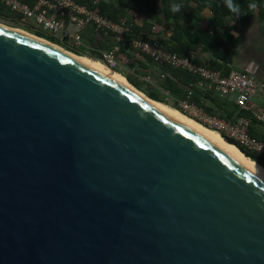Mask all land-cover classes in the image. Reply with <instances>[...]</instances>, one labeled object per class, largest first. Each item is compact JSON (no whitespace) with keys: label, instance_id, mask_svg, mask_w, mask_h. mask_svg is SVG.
I'll return each mask as SVG.
<instances>
[{"label":"water","instance_id":"95a60500","mask_svg":"<svg viewBox=\"0 0 264 264\" xmlns=\"http://www.w3.org/2000/svg\"><path fill=\"white\" fill-rule=\"evenodd\" d=\"M0 23V264H264L262 179L136 93Z\"/></svg>","mask_w":264,"mask_h":264},{"label":"built area","instance_id":"2783aa9c","mask_svg":"<svg viewBox=\"0 0 264 264\" xmlns=\"http://www.w3.org/2000/svg\"><path fill=\"white\" fill-rule=\"evenodd\" d=\"M6 9L15 13L14 23L34 27L59 41L70 51L83 50L88 55L101 58L105 65L115 70L119 66L117 54L119 46L112 50L100 51L87 45L84 31L93 28L95 31L107 33L120 39L127 46L140 54L149 57L161 66L182 69L199 78L198 87L213 92L214 96L235 104L239 110L249 113L252 118L264 125V106H260L255 98L264 97V82L257 76L232 70L224 75L221 71L197 63L192 56H182L170 51L157 39H148L134 34V25L123 18L115 21L102 14L99 7H90L76 0H36L33 5L22 0H0ZM85 48V49H84ZM97 55L94 56L93 54ZM116 71V70H115ZM169 74L163 72L161 78L167 80ZM140 80L146 84L155 83L153 75H145ZM189 92L181 101L180 109L188 117L217 130L221 135L234 139L241 147L264 157V143L250 135L251 121L237 118L235 122L221 120L217 116L207 114L190 101Z\"/></svg>","mask_w":264,"mask_h":264},{"label":"trees","instance_id":"16d2710c","mask_svg":"<svg viewBox=\"0 0 264 264\" xmlns=\"http://www.w3.org/2000/svg\"><path fill=\"white\" fill-rule=\"evenodd\" d=\"M30 5H33L36 0H22ZM82 4H86L90 7H99L102 14L115 20L119 21L125 18V14L118 8L114 7L110 3L104 0H76ZM119 6L121 8H126L128 10L134 12H144L147 14L150 20H153L156 23H164L166 20L170 21L172 17H176V13L173 12L172 6L179 5L180 7L183 6V12L178 16V22L174 28V33L171 40L178 45H181V48L178 46L176 47H169V50L175 53H178L182 56H190L188 53L190 51H195L200 46H205L214 53L215 57L218 60H221L225 64H228L232 60V52L233 50L240 44L239 38H234L232 32L236 30V27H228L224 24L225 17L231 16L236 19L241 24L249 23L254 14L260 9V17L263 18L264 16V0H231L232 7L236 9V11H231L228 7V0H118ZM196 4V9L188 8L190 3ZM256 5V8L253 9L249 7L250 5ZM211 8L215 15V23H219L220 27L223 29V36L220 37L219 34H215V30L213 33L210 32H202L198 29L196 22L201 21V13L206 9ZM16 14L13 12L6 11L4 6L0 4V16L5 18L16 19ZM191 15V16H190ZM166 19V20H165ZM196 21V22H195ZM21 27V26H17ZM23 28V27H22ZM27 29V28H24ZM29 30V29H27ZM30 31V30H29ZM144 29L135 27L134 34L137 36H141L144 34ZM32 32V31H30ZM36 35L44 37L54 43V39L48 35H46L42 31L32 32ZM87 44L91 47L94 45L93 37L90 36L89 39L84 37ZM96 48V47H94ZM70 51V49H68ZM73 52V51H70ZM79 55L76 52H73ZM94 56L97 54L94 53ZM152 60V59H150ZM153 61V60H152ZM164 72L170 74V77L167 79L170 82L168 89L170 93L178 98V100H182L185 95H187L188 91L192 93L190 101L197 105L199 108L204 110L207 114H211L217 116L221 120L227 122H235L237 118H247L251 121V125H256L261 123L256 119L252 118L249 113L239 110V108L228 101L221 100L214 96L213 92H209L197 86L199 78L189 74L188 72L182 69H174L170 66H163ZM212 70L221 71L224 75H227L231 72L232 69H228L226 66L222 68L217 63H214L210 67ZM116 72H118L116 70ZM120 74V73H119ZM128 82L133 85L136 89L140 92L144 93L148 98L152 99L153 101L160 102L166 104L164 101L161 100L159 95H155L150 91L142 90V84L132 78L131 76H126ZM181 82L183 87L176 86L175 81ZM196 84V86H195ZM169 105V104H166ZM172 108L180 111L179 105L175 104L171 106ZM216 111L217 113H213L211 111ZM183 113V112H182ZM186 115L185 113H183ZM187 116V115H186ZM262 124V123H261ZM205 127L212 129L206 125ZM250 127V135L257 138L261 142L264 143V137L259 136L255 130ZM217 131L215 129H212ZM243 148V147H242ZM245 149V148H243ZM246 151L257 155L256 153L245 149ZM259 156V155H258ZM260 166L264 167L262 162H257Z\"/></svg>","mask_w":264,"mask_h":264},{"label":"crops","instance_id":"0c3cea01","mask_svg":"<svg viewBox=\"0 0 264 264\" xmlns=\"http://www.w3.org/2000/svg\"><path fill=\"white\" fill-rule=\"evenodd\" d=\"M104 1L120 9L125 14V18H127L134 25V28L138 27L144 29V34L141 35V37L157 39L161 41L168 49L169 47L172 48L176 46L181 48V45L173 42L171 38L174 36V28L178 22V16L183 12V6L179 8V11L175 12L176 17H172L170 21L165 19L166 21L164 23H156L153 20H150L147 14L144 12H134L126 8H121L119 6L118 0ZM188 8L196 9V4L191 2L188 5ZM5 10L7 12L9 11L6 8ZM2 19L10 21L14 20L0 16V21L4 22L5 24L6 21ZM214 20V12L211 10V8H206L201 13V21L195 22L198 23L197 27L200 31L210 32L212 35L214 34L213 30H215V34H219V36L222 37L223 29L220 27L219 23H215ZM7 24L12 25L10 23ZM224 24L228 27H236L237 29L232 32V35L235 39H240V44L232 52V60L230 63L225 64L221 60H218L211 49H208L203 45L197 48L195 51H190L188 55L192 56L197 63L205 65L209 68L212 64L217 63L222 68L226 66L228 69L244 71L253 74L264 82V16L263 18L260 17V9L254 14L253 19L247 24L243 25L238 21V19L231 16L225 17ZM90 36L93 37L94 41V45L92 47H96L100 51L112 50L116 46L120 47V50L117 54L119 62L118 68L123 70V74L120 72L118 73L123 75L125 78L129 75L132 78L138 80L142 84V90L150 91L155 95H159L161 100L166 104H169L170 107L175 104L179 105V101L181 100H178L177 97L172 95L168 89L170 82L161 78V74L164 72L163 66L150 60L149 57L131 50L126 43H123L120 39L113 35L95 31L93 28H87L84 31V37L89 39ZM145 75H153L155 83L146 84L142 82L140 78ZM175 85H180L183 87L182 83L178 82L177 80L175 81ZM186 90L188 91L187 93L190 92L188 88ZM261 101L262 102L256 100L260 106H264L263 96ZM252 128L259 136L264 137L263 124L258 123L253 125Z\"/></svg>","mask_w":264,"mask_h":264},{"label":"bare ground","instance_id":"6f19581e","mask_svg":"<svg viewBox=\"0 0 264 264\" xmlns=\"http://www.w3.org/2000/svg\"><path fill=\"white\" fill-rule=\"evenodd\" d=\"M0 25H2L0 23ZM3 26V25H2ZM12 29V28H10ZM18 32H22L24 34L30 35L34 38H37L38 40L44 41L48 44H51L52 46L56 47L58 50H61L65 52L70 57L76 59L77 61L81 62L82 64L86 65L87 67L91 68L92 70H95L105 76H107L109 79L114 81L115 83L121 85L122 87L132 91L133 93H136L140 98L144 99L148 103L152 104L155 108H157L159 111H162L163 113L170 116L175 121L179 122L180 124L188 127L189 129L199 133L203 137H205L207 140L212 142L214 145H216L222 152L226 153L228 156H230L232 159H234L239 165H241L243 168L251 172L253 175H256L260 179L264 181V167L260 166L258 163L254 162L252 159L246 157L244 154H242L234 145L227 143L221 135L212 129H209L202 124L192 120L191 118L187 117L180 111L170 107L169 105H166L164 103L153 101L152 99L148 98L144 93L140 92L138 89H136L134 86H132L127 79L120 75L118 72H112L110 68L106 67L99 61H93L91 59H88L86 57H78L74 54L69 53L67 50L62 48L59 45L53 44L46 39L39 38L35 36L34 34H30L26 31H23L20 28H15Z\"/></svg>","mask_w":264,"mask_h":264},{"label":"rangeland","instance_id":"374dc122","mask_svg":"<svg viewBox=\"0 0 264 264\" xmlns=\"http://www.w3.org/2000/svg\"><path fill=\"white\" fill-rule=\"evenodd\" d=\"M2 20H4V21H6V24L7 23H10V24H12V25H15V26H21V27H23V28H27V29H29L30 31H32V32H35L36 33V31L34 30V29H32L31 27H34L32 24H31V22H28V24H29V26H22V25H20V24H17V23H12V21H10V20H5V19H2ZM2 23H4V22H2ZM21 29V28H20ZM27 32V31H26ZM29 33V32H28ZM31 34V33H30ZM33 35V34H32ZM57 42V41H56ZM85 49V48H84ZM85 51L87 52L88 50L87 49H85ZM74 52H76V53H78V54H80V53H82V54H87L86 52H84L83 50H76V51H74ZM115 70H117L118 72H120L121 74H123V70L122 69H120V68H115ZM120 74V75H121ZM123 76V75H122ZM145 91V90H144ZM262 100V98L261 97H256L255 98V100H257V101H259V102H262L261 100ZM182 113V112H181ZM188 117V116H187ZM190 118V117H189ZM192 119V118H191ZM192 120H194V119H192ZM194 121H196V120H194ZM197 122V121H196ZM199 123V122H198ZM201 124V123H200ZM204 126V125H203ZM219 133V132H218ZM220 134V133H219Z\"/></svg>","mask_w":264,"mask_h":264},{"label":"clouds","instance_id":"9594fccd","mask_svg":"<svg viewBox=\"0 0 264 264\" xmlns=\"http://www.w3.org/2000/svg\"><path fill=\"white\" fill-rule=\"evenodd\" d=\"M228 7H229V9H230L231 11H236V9L232 7L231 0H228ZM249 7L255 9V8H256V5L253 4V5H250ZM179 8H180L179 5H173V6H172V10H173V12L179 11Z\"/></svg>","mask_w":264,"mask_h":264},{"label":"flooded vegetation","instance_id":"af4514ba","mask_svg":"<svg viewBox=\"0 0 264 264\" xmlns=\"http://www.w3.org/2000/svg\"><path fill=\"white\" fill-rule=\"evenodd\" d=\"M23 30V29H22ZM23 31H25V30H23Z\"/></svg>","mask_w":264,"mask_h":264}]
</instances>
